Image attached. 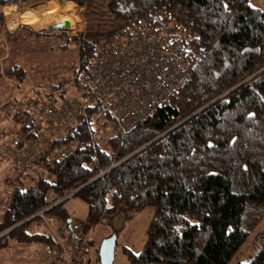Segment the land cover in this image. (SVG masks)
Masks as SVG:
<instances>
[{"label":"trees","instance_id":"trees-1","mask_svg":"<svg viewBox=\"0 0 264 264\" xmlns=\"http://www.w3.org/2000/svg\"><path fill=\"white\" fill-rule=\"evenodd\" d=\"M27 1L0 0V24L5 6ZM68 1L83 6L89 0ZM249 1L107 0L117 27L86 33L74 45L78 57L63 67L64 75L40 87L79 84L96 46L139 23L171 41L190 79L126 134H110L103 142L102 128L112 118L95 105L69 133L39 151L27 171L6 158L14 166L0 176V188L9 184L1 203L0 249L13 243L53 247L49 231L34 230L43 222L40 217L20 223L74 193L46 214L68 221L65 203L78 197L89 208L85 232L121 209L132 220L147 207L155 208L142 252L125 249L130 264H231L264 222V10ZM63 8L74 11L64 3ZM9 32L5 35H14ZM31 33L24 26L21 35L31 38ZM53 35L65 47L73 46L64 30ZM3 71L12 78L22 74L17 65ZM37 91L29 97L40 95ZM20 113L18 108L7 113L11 120L0 131L14 134L25 117ZM73 140L79 145L71 155L50 160L54 149ZM29 169L33 172L25 174ZM259 239L262 249L250 264H264V229Z\"/></svg>","mask_w":264,"mask_h":264},{"label":"built area","instance_id":"built-area-1","mask_svg":"<svg viewBox=\"0 0 264 264\" xmlns=\"http://www.w3.org/2000/svg\"><path fill=\"white\" fill-rule=\"evenodd\" d=\"M116 27L113 19L100 28L86 29L82 23L64 26L63 30L72 44L80 45L86 33H108ZM190 76L187 65L173 53L170 40L151 32L143 23L129 27L111 42L96 46L79 84L74 82L58 90L42 89L38 96L6 105V114L18 108L25 117L19 121L14 134L0 131V156L12 159L19 170L27 171L39 151L69 133L77 120L86 115L87 108L95 105L105 108L112 118L109 125L102 128L103 142L110 134H126L157 106L168 101ZM31 134H34L32 140L28 139ZM21 143L25 146L23 149ZM78 145L73 140L57 147L50 160L68 157ZM61 202L63 200L58 199L36 214L47 224L56 242L53 247H46L45 264H81L88 251L89 235L85 232L88 223L72 218L69 226L68 221L57 222L45 216L49 208Z\"/></svg>","mask_w":264,"mask_h":264},{"label":"rangeland","instance_id":"rangeland-1","mask_svg":"<svg viewBox=\"0 0 264 264\" xmlns=\"http://www.w3.org/2000/svg\"><path fill=\"white\" fill-rule=\"evenodd\" d=\"M46 1L47 0H28L27 2L20 4H9L2 10L4 22L3 24H0V129L6 127L11 120V118H9L8 121L6 120V113L4 112V107L6 105L15 103L17 100L21 101L27 99L32 95L31 91L42 89L50 90L49 87H40V85H46L61 78L64 75L62 72L63 67L78 57L74 43L72 44L73 46L65 47L63 42L57 36H50V34L55 33V31L63 29L59 26H55L56 22L53 23V25H47V21L51 18V15L47 13V10H43ZM63 3L65 4V7H67L65 9L73 8L74 11L69 14L64 8H62V12L56 13L57 15L52 14L53 21H58V18L60 21V18L63 16L67 19H73L71 13H74V18L76 19V17H78L76 20L73 19L76 26L82 25L83 23L87 29V27L100 28V25H103L108 21L110 23V21L115 19L106 9L107 0H89L83 6L68 0H63ZM249 3L255 8L264 10V0H250ZM7 7H12L16 14L27 17V20L30 19V21L35 16L39 19H46L44 20L45 24H43L44 26L42 27L19 24L16 29L11 30L8 26L9 15L5 12ZM78 7L81 8V11H79ZM22 25L23 27L29 26L32 28L31 38L21 35L23 31ZM9 31L14 35L10 37L5 35L6 32ZM42 31L44 32L43 36L38 37L37 33ZM4 56L5 62H3L2 59ZM15 65L19 66L22 73L20 77L14 76V78H12L6 75L3 68H10ZM24 133H26V131H24ZM1 137L2 135H0V143L2 141ZM100 137L103 138L104 136L101 135ZM6 158L7 160L10 159L5 156L0 158V176L8 174L10 168L14 166V164L10 161L9 163ZM118 164L119 162L113 163L107 171L102 172L100 175L110 171ZM15 168L16 166L13 167V170H15ZM33 170H35V168ZM33 170L29 169V172H25V174L32 173ZM41 173L42 172H40V174ZM27 179V181H31L32 178L28 176ZM6 187H9L8 183H4L0 188V213H2L1 203L2 201L5 202L6 198L4 192ZM51 193L50 197L52 196L54 198L55 194L53 193V195H51ZM72 195L73 193L68 194L62 200L68 196L71 197ZM65 207L69 211L71 218H74V220L85 221L87 219L89 212L88 205L78 197L70 198L65 203ZM46 213L47 211L45 212V216L55 218ZM154 213V207H147L141 213L137 214L134 219L128 220L126 219L125 209H121L117 215L106 217L95 229H90L86 232L89 235L87 240L88 251L81 264H102L99 258V248L105 239L111 237L116 238L113 264H130L125 249H129L136 254L142 252L147 242L148 229ZM36 216L37 215L35 214L28 219L31 220V218L33 219ZM25 221L21 222L20 225L25 223ZM60 221L57 220V222ZM43 222L41 225L35 227L34 230L43 233L49 231L47 224ZM263 229L264 222L249 238L231 264H250L254 260L255 256L262 249L259 236ZM44 255H47L46 245L42 247L37 243L22 245L13 243L6 249H0V264H45L46 261L43 259Z\"/></svg>","mask_w":264,"mask_h":264},{"label":"bare ground","instance_id":"bare-ground-1","mask_svg":"<svg viewBox=\"0 0 264 264\" xmlns=\"http://www.w3.org/2000/svg\"><path fill=\"white\" fill-rule=\"evenodd\" d=\"M62 4H63V2L59 1V0H47L45 2V8L43 7V10H47V13L49 15H51V18L47 21L48 22L47 25H53V23L56 22L55 26L60 27V26H63L65 24L66 20H65L64 16L62 18H60L61 19L60 21H59V18H58V21H53V15H52V14L62 12V10H61L63 8ZM5 12L9 15L8 26L11 30L16 29L19 24H27V25L34 26V27H42V26H44L43 24H45L44 20H46V19H39L36 16L33 17L31 19V21H30V19L27 20L28 19L27 17L19 16V14H16L15 10L12 7H7Z\"/></svg>","mask_w":264,"mask_h":264},{"label":"water","instance_id":"water-1","mask_svg":"<svg viewBox=\"0 0 264 264\" xmlns=\"http://www.w3.org/2000/svg\"><path fill=\"white\" fill-rule=\"evenodd\" d=\"M69 25H70V23L66 22L63 26H60V28L63 29L64 26L69 27ZM75 192H77V191H75ZM66 199H64V200H66ZM29 220L30 219H28L26 221H29ZM72 220H73L72 218L68 219V225L69 226H71ZM115 247H116V238L115 237L105 239L102 242L100 249H99V258H100V261L102 264H113L114 257H115Z\"/></svg>","mask_w":264,"mask_h":264},{"label":"crops","instance_id":"crops-1","mask_svg":"<svg viewBox=\"0 0 264 264\" xmlns=\"http://www.w3.org/2000/svg\"><path fill=\"white\" fill-rule=\"evenodd\" d=\"M60 1H62L63 2V0H60ZM37 17V16H36ZM65 23H66V21H65ZM34 27V26H33Z\"/></svg>","mask_w":264,"mask_h":264}]
</instances>
